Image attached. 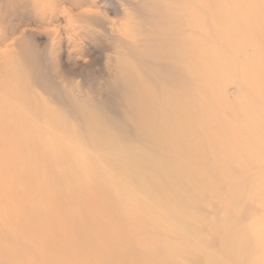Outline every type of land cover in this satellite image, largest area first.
I'll return each mask as SVG.
<instances>
[{
    "label": "rangeland",
    "instance_id": "obj_1",
    "mask_svg": "<svg viewBox=\"0 0 264 264\" xmlns=\"http://www.w3.org/2000/svg\"><path fill=\"white\" fill-rule=\"evenodd\" d=\"M0 264H264V0H0Z\"/></svg>",
    "mask_w": 264,
    "mask_h": 264
}]
</instances>
